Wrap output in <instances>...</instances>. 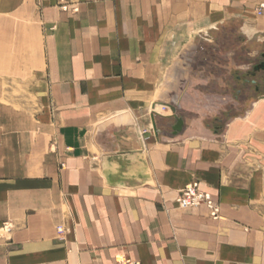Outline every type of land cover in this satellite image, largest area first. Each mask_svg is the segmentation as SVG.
<instances>
[{"label":"crops","instance_id":"0c3cea01","mask_svg":"<svg viewBox=\"0 0 264 264\" xmlns=\"http://www.w3.org/2000/svg\"><path fill=\"white\" fill-rule=\"evenodd\" d=\"M32 1L45 89L0 108V264H264L257 0ZM193 181L219 218L177 206Z\"/></svg>","mask_w":264,"mask_h":264},{"label":"rangeland","instance_id":"374dc122","mask_svg":"<svg viewBox=\"0 0 264 264\" xmlns=\"http://www.w3.org/2000/svg\"><path fill=\"white\" fill-rule=\"evenodd\" d=\"M0 41L12 44L0 55V108L35 114L40 105L37 93L45 89V65L39 11L32 0H0ZM6 55L19 64H9Z\"/></svg>","mask_w":264,"mask_h":264},{"label":"built area","instance_id":"2783aa9c","mask_svg":"<svg viewBox=\"0 0 264 264\" xmlns=\"http://www.w3.org/2000/svg\"><path fill=\"white\" fill-rule=\"evenodd\" d=\"M257 16L264 14V0H257L254 10ZM177 206L180 209H190L196 207H204L207 209L209 216L213 219L219 218L218 205L214 201L212 195L200 188L198 181H193L186 185L180 192L177 199ZM63 230L58 229V234H62ZM112 264H140L127 259H116Z\"/></svg>","mask_w":264,"mask_h":264},{"label":"water","instance_id":"95a60500","mask_svg":"<svg viewBox=\"0 0 264 264\" xmlns=\"http://www.w3.org/2000/svg\"><path fill=\"white\" fill-rule=\"evenodd\" d=\"M261 71L264 72V54L262 55V62L259 63V64H257V65H255V66L253 67L252 76H255L257 73H259V72H261ZM170 109H171V111H172L173 113L176 112V108H175V107L172 106V107H170ZM182 124H183L182 120H181L180 118H177V119H176V123H175V125H174V127H173V131H174L175 133H178L179 131H181Z\"/></svg>","mask_w":264,"mask_h":264},{"label":"bare ground","instance_id":"6f19581e","mask_svg":"<svg viewBox=\"0 0 264 264\" xmlns=\"http://www.w3.org/2000/svg\"><path fill=\"white\" fill-rule=\"evenodd\" d=\"M155 108V107H154Z\"/></svg>","mask_w":264,"mask_h":264}]
</instances>
